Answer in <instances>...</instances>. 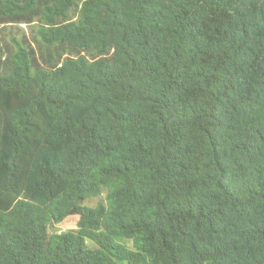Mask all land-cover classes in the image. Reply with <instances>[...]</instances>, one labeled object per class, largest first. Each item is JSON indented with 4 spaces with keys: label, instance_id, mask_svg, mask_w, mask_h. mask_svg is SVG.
<instances>
[{
    "label": "trees",
    "instance_id": "1",
    "mask_svg": "<svg viewBox=\"0 0 264 264\" xmlns=\"http://www.w3.org/2000/svg\"><path fill=\"white\" fill-rule=\"evenodd\" d=\"M35 21L0 44V264H264V0H0Z\"/></svg>",
    "mask_w": 264,
    "mask_h": 264
},
{
    "label": "rangeland",
    "instance_id": "2",
    "mask_svg": "<svg viewBox=\"0 0 264 264\" xmlns=\"http://www.w3.org/2000/svg\"><path fill=\"white\" fill-rule=\"evenodd\" d=\"M72 17L76 18V15L72 13ZM39 22L35 21L34 23L27 24V23H0V42L3 46L4 51L7 53L14 52L16 46L12 39L17 40L22 47L29 51V47L27 44L23 43L25 39H27L33 47L40 52V49L44 48L41 46L39 42V38L36 35V29L38 28ZM70 52H68L69 54ZM84 54V53H83ZM76 55V54H75ZM91 59L93 57H90ZM2 74V72H0ZM90 204L95 205L97 204V199H92ZM73 222H67L62 224L61 226L57 227L59 231H65L67 229L73 228ZM127 245H129L127 243Z\"/></svg>",
    "mask_w": 264,
    "mask_h": 264
},
{
    "label": "crops",
    "instance_id": "3",
    "mask_svg": "<svg viewBox=\"0 0 264 264\" xmlns=\"http://www.w3.org/2000/svg\"><path fill=\"white\" fill-rule=\"evenodd\" d=\"M0 44H1V42H0ZM2 45V44H1Z\"/></svg>",
    "mask_w": 264,
    "mask_h": 264
}]
</instances>
